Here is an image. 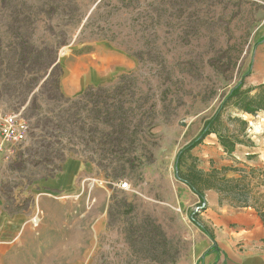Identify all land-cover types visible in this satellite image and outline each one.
Segmentation results:
<instances>
[{
  "label": "rangeland",
  "instance_id": "obj_1",
  "mask_svg": "<svg viewBox=\"0 0 264 264\" xmlns=\"http://www.w3.org/2000/svg\"><path fill=\"white\" fill-rule=\"evenodd\" d=\"M23 44L35 51L59 47L71 93L89 70L126 61L155 90L149 74L162 78L160 93L166 91L168 100L164 108L158 103L149 144L138 153L143 162L125 178L109 179L73 155L46 178L52 156L40 143L38 107L54 106L40 95L47 77L22 82L20 73L28 69L20 66ZM141 51L151 52L156 64L141 67L133 56ZM49 55L41 54L29 69L38 71ZM242 79L244 90L264 84V0H0V112L20 115L30 127L25 144L0 156V264H144L171 256L178 258L175 264H203L206 254L198 246L206 237L192 218L213 234L206 224L210 210L178 179L176 159ZM217 129L183 156L180 170H218L236 187L223 195L224 204H247L259 215L264 158L258 162L252 153L262 146L253 135L264 133V112L248 115L229 106ZM221 134L242 139L232 156L221 146ZM20 154L29 163L22 172L13 170ZM151 225L166 237L158 252L134 240L142 228L149 234Z\"/></svg>",
  "mask_w": 264,
  "mask_h": 264
},
{
  "label": "trees",
  "instance_id": "obj_2",
  "mask_svg": "<svg viewBox=\"0 0 264 264\" xmlns=\"http://www.w3.org/2000/svg\"><path fill=\"white\" fill-rule=\"evenodd\" d=\"M103 39L112 42L106 37ZM57 48L59 47L35 51L28 44H23L19 60L22 68L28 65V69L20 73V78L21 76L24 78L22 82L47 77L44 86L41 87L40 95L43 103H51L54 106L53 111L38 107V128L41 132L39 138L42 140L40 143L52 156L51 170L46 178H53L60 173L62 165L71 160L69 157L73 155L81 158L85 163L95 164L103 170L107 178L122 180L129 171L143 162L145 155H138V153L142 151L141 147L149 144L147 131L156 122L158 103L163 104L164 108L168 100L166 91L160 93L166 84L159 75L150 72L149 77L158 83L155 90L150 79L141 82V76L137 71H130L117 76V79L111 83L90 85L80 94L69 97L63 91L62 80L65 71L59 63ZM45 52L50 54L46 65H42V68L36 72L29 69ZM151 54V52L141 51L133 56L141 67L154 66L156 63ZM249 75L250 73L245 78ZM29 76H35L36 80L27 79ZM244 86L245 79H242L229 92L217 112L205 121L197 137L177 156V177L200 199L201 204L205 202V193L210 190L216 191L220 196V204H224L223 195H230L236 190L233 186L234 180L222 176L216 169L209 174H203L196 169H193L190 174L182 173L180 170L182 158L201 145L207 137L219 133L217 126L227 107L234 106L248 115L264 112V84L248 90H244ZM254 91L257 93L251 95ZM36 105L34 102L33 106ZM48 113L54 114L53 117H48ZM242 125L246 127L247 123L242 121ZM66 138L68 142L64 144ZM219 142L230 156L234 154L239 145L243 144L242 139L237 135L221 134ZM26 164H29L28 160L20 154L13 170L22 172ZM32 182V180L28 181L29 184ZM239 207L248 208L250 206L246 204ZM15 213L18 212L11 214ZM259 215L264 222V196L259 205ZM192 220L210 240L215 241L214 235L206 227L200 225L194 217ZM151 228L147 235L144 234L142 228L138 236L135 238L133 236V238L134 240L140 239L147 249L158 252L160 246L166 243V237L157 225H151ZM177 261V257L171 256L161 263L156 259L144 264H175Z\"/></svg>",
  "mask_w": 264,
  "mask_h": 264
},
{
  "label": "crops",
  "instance_id": "obj_3",
  "mask_svg": "<svg viewBox=\"0 0 264 264\" xmlns=\"http://www.w3.org/2000/svg\"><path fill=\"white\" fill-rule=\"evenodd\" d=\"M134 67L133 61H126L103 72L89 70L78 83L73 84L72 93L71 83L64 86V76L63 91L69 97L76 96L86 87L115 79L130 72ZM253 136L262 141V146L253 148L256 152L252 153L254 159L260 162L264 158V133ZM56 183L51 181L49 184L56 187ZM205 199L211 218V221H208L209 217H206V224H210L215 241L203 233L206 239L198 246L202 256L206 254L203 264H264V222L261 216L251 207L232 208L220 204V196L214 190L207 191ZM212 248L216 249L211 251ZM208 251L211 252L207 253Z\"/></svg>",
  "mask_w": 264,
  "mask_h": 264
},
{
  "label": "built area",
  "instance_id": "obj_4",
  "mask_svg": "<svg viewBox=\"0 0 264 264\" xmlns=\"http://www.w3.org/2000/svg\"><path fill=\"white\" fill-rule=\"evenodd\" d=\"M30 127L28 122L15 113L0 112V156L12 153V150L28 141ZM122 188H127L126 184Z\"/></svg>",
  "mask_w": 264,
  "mask_h": 264
},
{
  "label": "water",
  "instance_id": "obj_5",
  "mask_svg": "<svg viewBox=\"0 0 264 264\" xmlns=\"http://www.w3.org/2000/svg\"><path fill=\"white\" fill-rule=\"evenodd\" d=\"M65 53H67V50H63L62 54H65Z\"/></svg>",
  "mask_w": 264,
  "mask_h": 264
}]
</instances>
